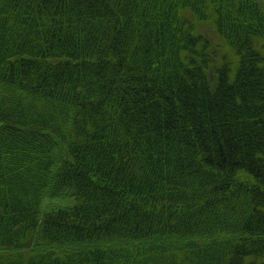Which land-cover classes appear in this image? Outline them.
<instances>
[{
	"label": "trees",
	"instance_id": "trees-1",
	"mask_svg": "<svg viewBox=\"0 0 264 264\" xmlns=\"http://www.w3.org/2000/svg\"><path fill=\"white\" fill-rule=\"evenodd\" d=\"M0 264H264V0H0Z\"/></svg>",
	"mask_w": 264,
	"mask_h": 264
},
{
	"label": "rangeland",
	"instance_id": "rangeland-1",
	"mask_svg": "<svg viewBox=\"0 0 264 264\" xmlns=\"http://www.w3.org/2000/svg\"><path fill=\"white\" fill-rule=\"evenodd\" d=\"M198 30H199V31H203V32H208V33L211 32V34H212V35H215V37H216V30H215V28H214V26H213L212 23H204L203 26H202V29H200V27H199ZM214 41L216 42V40H214ZM52 206H55V205L53 204V202L47 200V201L45 202V204H42V212H43L44 210H46V209L52 207ZM34 240H36L35 234H33V235L31 236V241H32L33 243L36 242V241H34Z\"/></svg>",
	"mask_w": 264,
	"mask_h": 264
}]
</instances>
